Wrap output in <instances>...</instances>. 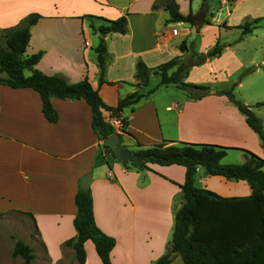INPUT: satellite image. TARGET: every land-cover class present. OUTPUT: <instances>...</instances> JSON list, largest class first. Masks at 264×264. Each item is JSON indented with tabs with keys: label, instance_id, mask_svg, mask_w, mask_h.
Segmentation results:
<instances>
[{
	"label": "crops",
	"instance_id": "0c3cea01",
	"mask_svg": "<svg viewBox=\"0 0 264 264\" xmlns=\"http://www.w3.org/2000/svg\"><path fill=\"white\" fill-rule=\"evenodd\" d=\"M156 1L0 0V31L38 14L24 52L25 56L42 52L34 69L61 75L70 83L87 77L110 107L134 91L144 94L123 109L128 123L125 132H117L119 143L131 151L166 140L235 148L221 159L225 164L243 163L245 151L264 159V148L244 115L226 96L217 94L234 85L245 97L244 104L264 101V0H206L205 11L203 0H174L182 14L196 15L193 25L170 21L162 6L152 7ZM121 16L126 18V32L105 36L104 82L99 83L94 52L96 28L102 23L98 17ZM255 19H261L258 26L244 33L243 25ZM172 29L177 33L173 35ZM216 42L220 54L190 66L183 79L209 87L201 99L189 98L174 84L157 86L160 78L154 74L147 85L136 86L138 61L148 68L175 57L185 62L192 52L204 54ZM30 73L24 70L25 75ZM50 102L58 114L55 123L43 116L36 91L0 83V213L29 217L35 242L52 264L65 255L76 261L64 242L76 235L74 196L80 187L87 188L95 224L115 239L111 264H155L170 245L174 215L182 202L178 184L184 181V167L127 168L101 148L83 99L52 97ZM263 108L252 110L264 130ZM103 115L110 119L109 112ZM229 156L233 157L227 161ZM197 183L223 197L251 192L245 180L207 175L201 167ZM32 249L35 254L36 247ZM84 249L85 264H102L90 240ZM177 256L172 254L170 263Z\"/></svg>",
	"mask_w": 264,
	"mask_h": 264
},
{
	"label": "trees",
	"instance_id": "16d2710c",
	"mask_svg": "<svg viewBox=\"0 0 264 264\" xmlns=\"http://www.w3.org/2000/svg\"><path fill=\"white\" fill-rule=\"evenodd\" d=\"M162 6L168 11L170 21L195 24L196 15L191 12L182 14L174 0H157L152 7ZM207 9L203 0L201 10ZM92 17V16H87ZM39 18L38 14H30L14 29L1 30L5 49L0 47V83L11 88H30L39 94L41 112L50 123H55L58 114L51 105L50 99H83L91 111V128L99 141L116 132L105 119L103 111L110 113V118H120L121 133L125 132L127 118L122 117L123 109L137 103L144 94L134 91L119 99L115 107L106 105L88 78L70 83L61 75H46L34 65L41 58L42 52L25 56V48L30 37V27ZM94 18V17H92ZM102 23L96 28L98 43L94 48L99 68V83L104 82L105 68V36L112 32H126V18L108 20L98 17ZM261 19L243 25V32H251ZM181 50L185 44L180 45ZM221 52L218 42L206 53H191L188 62L179 61L175 57L154 68H148L142 61L136 63V86L148 84L151 74L159 76V85L174 84L183 90L189 98L198 100L206 95L209 87L187 83L190 66L198 65L208 57ZM29 69V75L24 70ZM234 85L227 90L217 91L224 95L244 115L247 125L257 134L264 148V132L261 120L254 114L253 107H264V101L247 105L237 100L233 93ZM117 133V132H116ZM105 153L111 150L101 143ZM235 149L215 144L170 142L140 147L135 151L143 162L137 166L127 161L121 162L127 168L150 170L148 164L180 165L185 169L184 181L178 184L182 202L174 215V227L170 245L166 253L155 264H169L171 255L180 257L183 264H264V159L245 151L246 161L243 163L225 164L221 159L228 150ZM115 158V156L112 154ZM201 167L207 175L222 176L229 181L245 180L251 192L246 196L223 197L201 187L197 183V169ZM173 182V181H172ZM174 183V182H173ZM76 215L73 226L76 235L64 242V246L72 248L76 262L85 264L86 253L84 243L90 240L102 264H111L110 252L115 246V239L103 233L95 224L92 197L87 188L80 187L75 196ZM12 254L20 256L23 264H30L34 258L31 246L21 240H15Z\"/></svg>",
	"mask_w": 264,
	"mask_h": 264
},
{
	"label": "rangeland",
	"instance_id": "374dc122",
	"mask_svg": "<svg viewBox=\"0 0 264 264\" xmlns=\"http://www.w3.org/2000/svg\"><path fill=\"white\" fill-rule=\"evenodd\" d=\"M0 47L4 49L6 48L1 33H0ZM190 59H191V54L185 58V62H188ZM247 72L248 71H244L243 74H246ZM234 96L237 100L244 102L245 97L243 98V96H241L236 89H234ZM232 157L233 156H229L227 161H230ZM224 161L225 160H222V162ZM262 170L264 171V166ZM34 235H35V229L33 228L29 217L22 216L17 212L0 213V264H23V260L20 256H14L12 254L14 241L18 239L25 242L26 244H28L33 248L34 246L36 247L35 254H33L34 258L30 264H52L47 259L46 253L42 245L36 244L35 242L36 238H34ZM54 264H78V263L69 255H65V257L61 261ZM170 264H183V262L180 259V257L177 256V259L173 260Z\"/></svg>",
	"mask_w": 264,
	"mask_h": 264
},
{
	"label": "water",
	"instance_id": "95a60500",
	"mask_svg": "<svg viewBox=\"0 0 264 264\" xmlns=\"http://www.w3.org/2000/svg\"><path fill=\"white\" fill-rule=\"evenodd\" d=\"M214 92V91H212ZM102 144L107 146L112 154L115 156V159L119 162H129L132 164H135L137 166L142 164V160L139 159V157L133 153L131 150L123 147L119 143V134L114 132L107 136L103 141Z\"/></svg>",
	"mask_w": 264,
	"mask_h": 264
},
{
	"label": "built area",
	"instance_id": "2783aa9c",
	"mask_svg": "<svg viewBox=\"0 0 264 264\" xmlns=\"http://www.w3.org/2000/svg\"><path fill=\"white\" fill-rule=\"evenodd\" d=\"M171 33L174 35L177 33L176 29H172ZM109 123L114 127L115 131L118 133H121V129H122V122L120 118H110Z\"/></svg>",
	"mask_w": 264,
	"mask_h": 264
}]
</instances>
